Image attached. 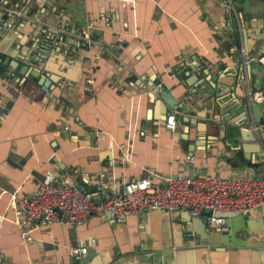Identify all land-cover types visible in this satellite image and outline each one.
I'll list each match as a JSON object with an SVG mask.
<instances>
[{"label": "crops", "instance_id": "0c3cea01", "mask_svg": "<svg viewBox=\"0 0 264 264\" xmlns=\"http://www.w3.org/2000/svg\"><path fill=\"white\" fill-rule=\"evenodd\" d=\"M234 3L230 16L223 0H0V264H264V202L212 227L180 210L92 213L29 241L11 205L43 180L97 199L100 173L110 192L143 176H264L246 111L264 99V63L245 58L264 54V0Z\"/></svg>", "mask_w": 264, "mask_h": 264}, {"label": "built area", "instance_id": "2783aa9c", "mask_svg": "<svg viewBox=\"0 0 264 264\" xmlns=\"http://www.w3.org/2000/svg\"><path fill=\"white\" fill-rule=\"evenodd\" d=\"M234 1L223 0L230 16L236 12ZM85 32L83 39H91L88 31ZM245 58L264 63L263 53L258 56L245 53ZM87 80L93 81L92 74ZM45 81L47 84L52 82L50 77H45ZM47 84H42L45 90L48 89ZM175 125V116L170 114L166 126L174 129ZM94 184L97 199L82 186L67 181L43 180L31 191L22 194L13 192L11 205L20 236L29 241L34 230L43 225H73L92 213L111 212L118 220L151 208L180 210L193 216L201 214L203 209L234 210L244 214L258 209L264 202V176L247 174L211 176L178 173L161 180L143 176L128 180L121 189L110 192L106 176L100 173ZM207 219L211 227L225 223L223 217L213 214ZM194 243L200 244L199 239L194 237ZM86 252L85 245L70 248V255L76 259Z\"/></svg>", "mask_w": 264, "mask_h": 264}, {"label": "water", "instance_id": "95a60500", "mask_svg": "<svg viewBox=\"0 0 264 264\" xmlns=\"http://www.w3.org/2000/svg\"><path fill=\"white\" fill-rule=\"evenodd\" d=\"M2 8L0 7V11H2ZM6 10V9H5ZM9 15H8V11H5L4 13H0V24L3 25L4 21L9 20ZM26 70L29 68V65L26 64L25 65ZM207 68V66H206ZM208 70V69H207ZM48 75H44L41 76L42 80H41V84H47L45 81V77H47ZM49 85V84H47ZM250 109L253 111L254 113V117H255V122L257 123V126L260 130H264L262 122H263V117H264V99L263 100H246V111L249 114ZM252 120V119H251ZM259 124V125H258ZM236 213H240L237 211H233V210H211V209H203L202 210V214H214L216 216H226V215H230V214H236ZM200 240V239H199ZM201 242V240H200ZM210 244V242H209ZM88 250V248H87ZM92 251V250H91ZM91 251L85 253L82 257L83 261L87 260L91 254Z\"/></svg>", "mask_w": 264, "mask_h": 264}, {"label": "bare ground", "instance_id": "6f19581e", "mask_svg": "<svg viewBox=\"0 0 264 264\" xmlns=\"http://www.w3.org/2000/svg\"><path fill=\"white\" fill-rule=\"evenodd\" d=\"M234 211V210H233ZM221 217H223L224 218V221H225V223H226V216H221Z\"/></svg>", "mask_w": 264, "mask_h": 264}, {"label": "rangeland", "instance_id": "374dc122", "mask_svg": "<svg viewBox=\"0 0 264 264\" xmlns=\"http://www.w3.org/2000/svg\"><path fill=\"white\" fill-rule=\"evenodd\" d=\"M202 213V212H201ZM211 215V214H210ZM214 215V214H213ZM23 239V238H22ZM24 240V239H23ZM88 248V247H87Z\"/></svg>", "mask_w": 264, "mask_h": 264}]
</instances>
